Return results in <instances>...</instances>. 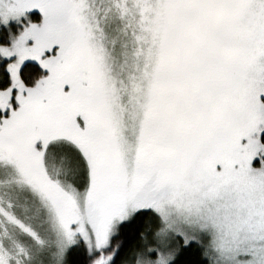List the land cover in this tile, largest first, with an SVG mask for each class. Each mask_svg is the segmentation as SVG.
<instances>
[{
  "label": "snow or ice",
  "instance_id": "1",
  "mask_svg": "<svg viewBox=\"0 0 264 264\" xmlns=\"http://www.w3.org/2000/svg\"><path fill=\"white\" fill-rule=\"evenodd\" d=\"M0 264H264V0H0Z\"/></svg>",
  "mask_w": 264,
  "mask_h": 264
}]
</instances>
